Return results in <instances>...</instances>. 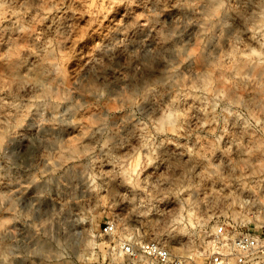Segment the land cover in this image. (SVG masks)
<instances>
[{"label": "clouds", "instance_id": "obj_1", "mask_svg": "<svg viewBox=\"0 0 264 264\" xmlns=\"http://www.w3.org/2000/svg\"><path fill=\"white\" fill-rule=\"evenodd\" d=\"M0 264H264V0H0Z\"/></svg>", "mask_w": 264, "mask_h": 264}]
</instances>
